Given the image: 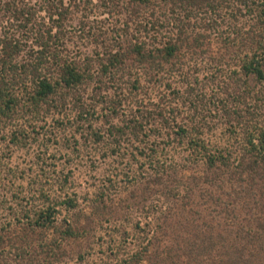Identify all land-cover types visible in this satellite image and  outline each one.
<instances>
[{
	"label": "trees",
	"instance_id": "1",
	"mask_svg": "<svg viewBox=\"0 0 264 264\" xmlns=\"http://www.w3.org/2000/svg\"><path fill=\"white\" fill-rule=\"evenodd\" d=\"M49 118L139 165L0 183L1 260L264 264V0H0V135Z\"/></svg>",
	"mask_w": 264,
	"mask_h": 264
},
{
	"label": "rangeland",
	"instance_id": "2",
	"mask_svg": "<svg viewBox=\"0 0 264 264\" xmlns=\"http://www.w3.org/2000/svg\"><path fill=\"white\" fill-rule=\"evenodd\" d=\"M200 87L208 92L212 90L206 83ZM54 125L51 118L40 123L39 126L44 128L27 135V140L21 146L10 143L8 138L3 139L0 135V183L15 181L27 186L31 180L42 178V173L51 174L52 177L68 176L73 191L86 198L102 186L109 173H120L126 164L131 163L128 170L137 169L139 164L133 154H136L138 143L126 142L121 150L122 159L113 157L116 162L105 161L97 151L89 154L75 150L73 132L63 133ZM118 179L122 180L119 186L124 189L127 186L126 178L120 176ZM5 250L7 260H1V256V264H26L17 254L18 251L9 247ZM93 258L97 259V256Z\"/></svg>",
	"mask_w": 264,
	"mask_h": 264
}]
</instances>
